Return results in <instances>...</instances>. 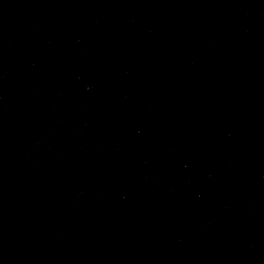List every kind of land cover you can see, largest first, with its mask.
<instances>
[{"label":"water","instance_id":"1","mask_svg":"<svg viewBox=\"0 0 264 264\" xmlns=\"http://www.w3.org/2000/svg\"><path fill=\"white\" fill-rule=\"evenodd\" d=\"M165 0H0V264H115Z\"/></svg>","mask_w":264,"mask_h":264}]
</instances>
